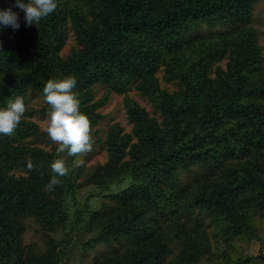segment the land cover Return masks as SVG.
Wrapping results in <instances>:
<instances>
[{
  "label": "trees",
  "instance_id": "1",
  "mask_svg": "<svg viewBox=\"0 0 264 264\" xmlns=\"http://www.w3.org/2000/svg\"><path fill=\"white\" fill-rule=\"evenodd\" d=\"M257 1L57 0L38 24L23 15L17 30L0 25V107L43 97L49 79L71 75L91 127L102 118L99 85L116 94L134 86L158 113L126 97L132 132L112 127L108 160L88 176L110 201L75 215L77 230L92 233L85 248H110L94 264H250L239 243L259 238L264 216V58L248 25ZM68 24L77 47L62 57ZM203 25L230 28L204 34ZM160 71L175 91L161 87ZM45 136L25 118L0 135V264H63L45 233L69 229L67 198L82 169L47 191L56 149L28 142ZM204 219L224 246L212 244ZM27 220L43 233L42 251L24 246Z\"/></svg>",
  "mask_w": 264,
  "mask_h": 264
},
{
  "label": "rangeland",
  "instance_id": "2",
  "mask_svg": "<svg viewBox=\"0 0 264 264\" xmlns=\"http://www.w3.org/2000/svg\"><path fill=\"white\" fill-rule=\"evenodd\" d=\"M23 2L27 3L28 0H23ZM14 4L15 0H0V10H6L11 7L13 12L19 13L20 20L24 13L20 11V9L14 7ZM248 25L256 34L258 45L261 47V55L264 58V0H258L254 5ZM229 28L230 26L227 25H216L214 27L203 25L200 30L204 34H218L225 33ZM64 35L66 42L60 52L62 57L68 56L72 49L77 47L72 28L69 24L67 25ZM226 64V59L215 63L211 69V74H214V70L217 66L225 69ZM158 77L163 89L169 92L176 90L177 87L174 83H168L163 79V71L158 73ZM93 93L96 100L104 101L99 109L102 118L97 125L91 127L92 151L84 154L82 157L85 163L80 167L82 171L80 177L77 179V182L82 184V186L77 188L73 197L69 196L67 198L69 229L66 231L59 229L55 232L45 233L61 244L60 251L63 264H94L96 259H99L104 253L110 251L109 247L102 244L96 245L94 248H85L84 244L86 241L91 240L92 233L87 232L86 227L83 229L84 231L77 230L75 215L79 209L99 210L103 208V205L108 206L110 204L109 199H104L102 197L105 192H101L99 188L93 184H88L87 181L88 176L94 173L98 166L105 164L108 160L107 137L112 127L118 125L123 128L124 132H132V124L128 121L126 114L125 98L128 97L135 100L141 107L148 111L150 116L159 117L158 113L155 115L154 108L149 101L141 96L134 86H130L129 90L124 94H116L108 92L105 86L99 85L94 88ZM26 108H31V110L36 111V113L24 115L22 118L34 122L41 131L45 132V121L50 109L44 101V98L31 92L28 93L26 96ZM45 134L46 136L44 139H29L28 142L46 151L57 149L58 145L48 137L46 132ZM61 155L66 156V153ZM78 158L80 157H67L70 169L69 173L71 171L73 173V171L78 168L72 167L73 161ZM204 222L208 225L207 229L212 234L210 237L212 244L214 246H224L225 242L222 238L216 236L215 229L210 224L209 220L204 219ZM255 223L259 231V238L249 242H240L238 252L241 254L242 258L248 259L250 264H264V216L257 215ZM26 225L27 229L23 235L24 246L28 250H34V252L42 251L44 246L42 231L32 220H27ZM115 248H118V246L115 245Z\"/></svg>",
  "mask_w": 264,
  "mask_h": 264
},
{
  "label": "clouds",
  "instance_id": "3",
  "mask_svg": "<svg viewBox=\"0 0 264 264\" xmlns=\"http://www.w3.org/2000/svg\"><path fill=\"white\" fill-rule=\"evenodd\" d=\"M14 7L24 13L28 26H33L54 13L58 8L57 0H15ZM0 25L17 30L20 27L19 13L9 7L0 10ZM77 80L68 75L63 78L49 79L43 87V98L49 106L44 131L58 145L57 157L50 165L51 179L45 186L47 191H53L61 183L60 178L68 175L70 169L67 157L75 159L72 167L84 165L83 155L92 151L91 122L88 116L81 112L79 94L74 91ZM26 111L25 98L15 96L6 100L5 106L0 107V135L12 136ZM66 153L65 155H61ZM27 168L32 170L34 165L28 158Z\"/></svg>",
  "mask_w": 264,
  "mask_h": 264
}]
</instances>
